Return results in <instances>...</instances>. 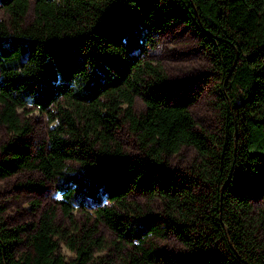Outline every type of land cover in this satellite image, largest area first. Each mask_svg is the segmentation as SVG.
<instances>
[{
    "label": "trees",
    "instance_id": "16d2710c",
    "mask_svg": "<svg viewBox=\"0 0 264 264\" xmlns=\"http://www.w3.org/2000/svg\"><path fill=\"white\" fill-rule=\"evenodd\" d=\"M175 25L197 36L219 79L214 132L197 131L194 101H172L149 59L156 35ZM27 108L54 126L33 152L2 146L0 180L35 171L54 183L71 229L52 208L29 228L7 229L0 209V264H97L95 231L73 220L76 199L96 205L97 222L120 242H138L123 264H264V0H0V124L13 137L28 133ZM121 129L137 157L125 154ZM182 148L196 158L174 174ZM134 195L162 207L163 228L144 237L171 232L188 254L141 246ZM21 235L29 253L18 256Z\"/></svg>",
    "mask_w": 264,
    "mask_h": 264
},
{
    "label": "rangeland",
    "instance_id": "374dc122",
    "mask_svg": "<svg viewBox=\"0 0 264 264\" xmlns=\"http://www.w3.org/2000/svg\"><path fill=\"white\" fill-rule=\"evenodd\" d=\"M31 19L32 5L30 4L26 23ZM149 59L163 68L172 101L182 98H190L194 101L190 112L196 122L197 131L214 132L219 126L216 107L219 98V79L197 36L181 25L159 32L155 38V48L149 53ZM134 110L137 113L144 111V105L140 99H136ZM20 116L21 123L26 124L28 133L16 138L0 124V149L4 145L13 144L16 147L24 146L28 151L33 152L40 144L47 142L48 130L54 126V123H50L44 114L32 108H27L26 112ZM117 139L122 144L127 157L138 156L135 140L127 130H119ZM195 158L196 153L192 148H182L179 154L172 157L169 167L174 174H177ZM58 200L59 196L54 183L45 181L35 171L20 172L0 180L1 217L7 229L29 228L37 223L40 215L47 208L54 209L56 224L65 229H71L68 219L58 208ZM130 201L141 211L140 216L144 221L140 228L142 238L151 227L163 228L162 207L158 202H148L137 195H134ZM256 201L260 206L261 202ZM73 208L72 216L75 224L77 226L86 224L87 229L95 231L91 239L98 240L96 244H100V247L95 245L92 249L97 264L103 260L111 261L113 264H123L127 256L137 254V241L120 242L108 228L97 222L96 205L76 199L73 202ZM144 238L141 246L145 249L168 254L176 259L183 254H188V250L171 232H167L164 237L150 234ZM21 239L23 240L17 248L18 256L29 253L25 235H21ZM58 254L65 262H71L75 258V254L67 249L64 242L59 243Z\"/></svg>",
    "mask_w": 264,
    "mask_h": 264
}]
</instances>
